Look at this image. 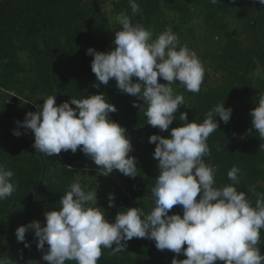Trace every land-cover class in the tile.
<instances>
[{
	"label": "trees",
	"instance_id": "16d2710c",
	"mask_svg": "<svg viewBox=\"0 0 264 264\" xmlns=\"http://www.w3.org/2000/svg\"><path fill=\"white\" fill-rule=\"evenodd\" d=\"M136 2L141 10L133 14L129 0H0V164L14 172L16 185L11 196L0 200V264H39L34 232L26 233L29 244H36L29 249L18 242L16 229L34 220L45 223L44 213L59 209L62 195L75 181L86 190L97 191V206L105 210L109 221L122 208L140 207L149 213L154 207L151 189L159 175L153 157L156 145L148 142L149 137L159 134L167 138L172 128L184 123L179 120L182 112L188 113V122L202 123L217 104L231 107L227 124L217 117L219 128L207 140L211 155L204 161L216 169L217 187L234 183L227 173L235 166L241 170L235 186L247 194L253 206L257 197L249 189L254 186L257 193H264V140L249 115L264 95V6L256 0ZM124 16L150 30L153 39L170 27L180 45L195 51L205 73L211 70L215 76L221 75L213 85L203 80L199 93L187 91L178 81L171 85L174 94L184 96L185 105L166 132L147 124L144 114L133 107L136 98L121 93L115 80L93 87L97 83L91 70L94 57L87 50H112ZM99 93L118 109L110 118L127 129L133 144L130 155L138 162L135 178L115 170L100 175L98 166L79 150L75 154L62 151L58 156L37 153L30 130L20 127L22 135L13 134L16 122L37 111L48 96H56L59 105L72 97L83 99ZM109 193L115 194L112 208L108 207ZM174 213L182 215V206H174L169 214ZM260 236L257 246L264 254V229ZM127 243V249L116 255H110L111 249H102L98 264H172L176 256L158 250L146 238Z\"/></svg>",
	"mask_w": 264,
	"mask_h": 264
},
{
	"label": "clouds",
	"instance_id": "9594fccd",
	"mask_svg": "<svg viewBox=\"0 0 264 264\" xmlns=\"http://www.w3.org/2000/svg\"><path fill=\"white\" fill-rule=\"evenodd\" d=\"M219 2L210 0L211 4ZM256 2L264 6V0ZM129 5L133 14L141 10L136 0H129ZM120 23L122 29L115 31L112 50H87V55L94 57L91 70L97 83L93 87L115 80L121 93L136 98L133 107L144 114L147 124L166 132L185 105L184 96L174 94L171 85L178 81L187 91L199 93L204 66L195 51L180 45L170 27L153 39L150 30L134 25L128 16ZM134 77L138 82H133ZM43 100L37 111L16 122L15 136L22 135V127L34 134L37 153L58 156L62 151L75 154L79 150L98 166L100 175L115 170L137 177L138 162L130 155L132 141L127 129L110 118L118 109L105 94L72 97L59 105L56 96ZM232 113L231 107L217 104L197 123L188 122V113L182 112L179 120L184 123L172 128L167 138L159 134L149 137L148 142L156 145L153 157L159 171L151 189L154 207L149 213L140 207L122 208L114 221H109L105 210L97 206V191L86 190L75 181L62 195L59 209L44 213L45 223L34 220L16 229L18 242L29 247L26 233L34 232L37 250L48 264H98L102 249H111L110 255H116L125 251L133 238H146L154 241L158 250L172 251L176 254L172 264H264V254L257 246L264 229V193H257L254 186L249 189L257 197L253 206L247 194L235 186L241 171L235 166L227 173L234 183L217 187L216 169L204 161L211 155L207 140L219 128L217 117L227 124ZM249 115L264 140V95ZM13 176V171L0 164V200L16 191ZM177 205L182 206L183 214L170 215ZM115 206V194L109 193L108 207ZM180 254L187 258L178 259Z\"/></svg>",
	"mask_w": 264,
	"mask_h": 264
},
{
	"label": "rangeland",
	"instance_id": "374dc122",
	"mask_svg": "<svg viewBox=\"0 0 264 264\" xmlns=\"http://www.w3.org/2000/svg\"><path fill=\"white\" fill-rule=\"evenodd\" d=\"M109 8H111L110 5H109ZM218 78H221V75L215 76V72H211V70L206 71V73L204 74V81H206V83L209 84V85H213V84L218 83V81L216 80ZM35 245L36 244H34V243H30V246L28 248L29 249H33ZM42 255H43V253L40 250H38L37 251V254L35 256V260L39 264H48V262H46V261H44L42 259Z\"/></svg>",
	"mask_w": 264,
	"mask_h": 264
}]
</instances>
